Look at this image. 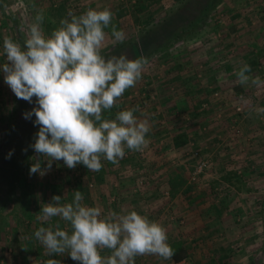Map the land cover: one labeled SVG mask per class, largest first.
Instances as JSON below:
<instances>
[{
  "label": "rangeland",
  "instance_id": "1",
  "mask_svg": "<svg viewBox=\"0 0 264 264\" xmlns=\"http://www.w3.org/2000/svg\"><path fill=\"white\" fill-rule=\"evenodd\" d=\"M136 1L0 0V64L6 62L4 39L20 43L23 36L25 41L38 13H43L42 27L50 36L70 14L108 8L115 13L112 23L129 40L137 38L139 24L164 18L181 0L146 1L153 6L139 13L132 7ZM105 31L103 52L116 44L111 27ZM243 64L251 67L250 76L264 80V0H226L200 23L196 35L173 41L168 50L149 59L142 79L125 91L118 105L120 110L137 108L134 114L149 121L150 142L143 151L127 150L111 166L102 161L99 172L82 164L69 169L61 160L44 176H30L36 156L32 149L0 213V264H65L67 253L47 255L34 232L42 226L55 230L53 218L38 219L41 207L54 195L62 197L61 203L71 202L78 183L91 194L85 205L101 208L104 215L135 210L167 229L173 249L176 243L190 246L189 256L179 263L142 256L136 264H210L224 253L228 264H264V86L239 83L235 73ZM198 101L203 102L202 111L195 114L191 109ZM17 102L0 72V151L16 127ZM15 133L19 136L22 130ZM179 133H186L189 143L175 148L173 138ZM197 151L200 156L193 157ZM39 159L46 167L44 158ZM200 160L210 167L193 182ZM234 173L236 178L227 181ZM173 177L184 182L175 196L170 189ZM19 220L25 225L20 227ZM62 224L63 230H70Z\"/></svg>",
  "mask_w": 264,
  "mask_h": 264
},
{
  "label": "clouds",
  "instance_id": "2",
  "mask_svg": "<svg viewBox=\"0 0 264 264\" xmlns=\"http://www.w3.org/2000/svg\"><path fill=\"white\" fill-rule=\"evenodd\" d=\"M70 16L49 36L42 27L44 15L38 13L23 45L10 37L3 41L6 62L0 64V72L4 83L17 99L31 104L35 98L37 105L24 113L26 120L35 116L34 125L39 127L35 142L29 145L36 153L30 176H44L53 162L61 160L69 169L82 164L99 172L104 167L102 161L118 164L127 150L143 151L150 142V123L134 114L137 108L117 111L114 119L104 115L118 107L125 91L142 79L147 58L103 54L106 29L111 27L115 41L126 39L125 32L112 23L115 13L110 9H89ZM251 71L243 64L235 73L239 83L264 86L259 76L249 75ZM39 157L44 158L46 167ZM61 200L60 195H54L51 203L41 207L38 219L47 222L58 217L70 230L57 223L55 230L42 226L34 232L47 255L67 253L78 264H136V258L142 256L173 260L175 250L168 243L167 229L148 216L135 210L104 215L101 208L85 205L79 190L71 202ZM105 250L109 254L104 255ZM47 264L61 262L49 260Z\"/></svg>",
  "mask_w": 264,
  "mask_h": 264
},
{
  "label": "trees",
  "instance_id": "3",
  "mask_svg": "<svg viewBox=\"0 0 264 264\" xmlns=\"http://www.w3.org/2000/svg\"><path fill=\"white\" fill-rule=\"evenodd\" d=\"M146 1H150L149 4L157 2V0H137L132 6L133 9L139 13L153 6V4H146ZM225 1L226 0H181L164 13V18L155 19L152 17L146 19V23L139 24L141 27L137 38L125 39L123 43L116 41V44H114L109 51L103 52V54L105 56H110L126 53L129 58L136 59L144 57L149 61L153 55L168 50L173 41L181 38H192L196 35L200 23L215 12ZM19 39L20 44L23 45V36ZM242 92L241 90L238 93ZM202 105L203 102L199 103L198 101V103L192 107L191 112L199 114V112L202 111ZM36 106L35 98L34 102L31 104L18 99L13 115V122L16 127L12 129L3 150L0 151V213L6 208L8 200L19 183L20 177L18 176H21L24 165L26 164L25 156L32 150L29 145L35 142V134L39 131V127L34 125L35 116H33L31 120H26L24 118V113L31 111L32 108ZM117 111H120V106L113 108L104 115L106 118L114 119ZM17 130H22L21 135L18 136L17 133H15ZM188 143L189 138L186 133L176 134L173 138V146L175 148L184 147ZM25 148L28 149L26 153L24 152ZM13 149V154L8 158L9 152ZM111 165L112 163H110V166ZM104 172L105 170L101 171V173ZM97 176L98 175H96V177ZM232 178H236V173L229 174V177L226 179L227 181H231ZM98 180L101 182L102 178H98ZM170 182V189L175 196L182 189L181 187L184 182L178 183L179 181L174 179V177L171 178ZM76 190L81 191L84 195V200L88 202V197H91L88 187L78 183L75 191ZM73 197L74 193L71 192V201ZM28 207L27 205L24 206L25 214L29 213ZM63 222L64 221L59 220L58 217H54L53 220H51V223L55 225L59 223L61 229H63ZM18 224L22 227L25 225V221L19 220ZM174 249L175 256L172 261L175 263H179L189 256L190 246H180L176 243ZM228 258V254L224 253L219 258L213 259L210 264H228ZM64 261L65 264H71L72 259L66 254Z\"/></svg>",
  "mask_w": 264,
  "mask_h": 264
},
{
  "label": "built area",
  "instance_id": "4",
  "mask_svg": "<svg viewBox=\"0 0 264 264\" xmlns=\"http://www.w3.org/2000/svg\"><path fill=\"white\" fill-rule=\"evenodd\" d=\"M200 156V152L197 151L193 157L198 158ZM209 163L207 160H200L199 164L195 167L194 173H193V177H192V181L195 182L197 180V178L203 174V172L205 170H207L209 168Z\"/></svg>",
  "mask_w": 264,
  "mask_h": 264
}]
</instances>
